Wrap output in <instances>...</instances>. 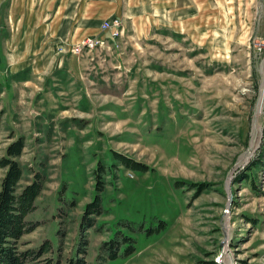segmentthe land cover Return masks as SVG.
<instances>
[{"label":"rangeland","instance_id":"rangeland-1","mask_svg":"<svg viewBox=\"0 0 264 264\" xmlns=\"http://www.w3.org/2000/svg\"><path fill=\"white\" fill-rule=\"evenodd\" d=\"M191 14L105 17L102 34L60 44L78 57L66 77L0 92V158L23 136L21 184L44 178L20 249H53L27 264L80 255L83 236L88 264H226L225 247L264 264V0H195Z\"/></svg>","mask_w":264,"mask_h":264},{"label":"crops","instance_id":"crops-1","mask_svg":"<svg viewBox=\"0 0 264 264\" xmlns=\"http://www.w3.org/2000/svg\"><path fill=\"white\" fill-rule=\"evenodd\" d=\"M67 1L0 0V92H8L10 97H14L16 93L13 89L18 84H23L25 88L35 86L40 93L45 80L51 81L52 76L61 79L66 77L69 72L67 69L72 68L73 64L76 65L75 60L78 57L66 50L60 51V44L73 43L75 38L87 34H102L100 25L107 17H115L121 13L129 19H135L142 16L148 7L159 14L158 17L169 16L172 24L177 23L179 19L188 20L190 15L194 16L191 10L195 2ZM87 1H91L90 4H86ZM99 1H108L106 12L97 8Z\"/></svg>","mask_w":264,"mask_h":264},{"label":"trees","instance_id":"trees-1","mask_svg":"<svg viewBox=\"0 0 264 264\" xmlns=\"http://www.w3.org/2000/svg\"><path fill=\"white\" fill-rule=\"evenodd\" d=\"M25 147V138L19 136L7 146L6 154L0 158V167L6 169L0 185V264H27L46 253L52 252L53 249L49 239L44 241L40 247L27 250L20 249L24 235L34 231L39 226V223L29 220L28 216L37 209L36 202L44 188V178L40 172L35 173L33 179L27 184H21L24 169L18 158L22 155ZM117 155L121 159L119 154ZM122 160L125 165H129L138 171L147 170L146 166L140 162ZM102 209L100 196H96L93 202L87 204L83 217L85 221L90 220L88 222L89 227L94 225V220L89 215H99ZM82 243L88 244L84 236ZM84 244L79 249L80 255L78 253L65 262L59 258L52 264H88L85 257L87 246L85 247ZM104 245L108 246L111 258L118 257L120 248L117 240L104 241ZM133 251L134 247L131 244L127 248V253ZM49 262L51 264L50 260Z\"/></svg>","mask_w":264,"mask_h":264},{"label":"built area","instance_id":"built-area-1","mask_svg":"<svg viewBox=\"0 0 264 264\" xmlns=\"http://www.w3.org/2000/svg\"><path fill=\"white\" fill-rule=\"evenodd\" d=\"M115 24H112V22H110V21H106V22H104L103 24H102V27H103V29L104 30H111V29H114V26ZM114 34H116V35H114V36H117V35H119V31H118V29H115V31H114ZM102 41H100V40H98V41H96V42H94V41H85L83 44V46H80L79 48H78V50L79 51H81V49L83 48V47H85V46H89L90 48H94V46H98L100 43H101Z\"/></svg>","mask_w":264,"mask_h":264},{"label":"bare ground","instance_id":"bare-ground-1","mask_svg":"<svg viewBox=\"0 0 264 264\" xmlns=\"http://www.w3.org/2000/svg\"><path fill=\"white\" fill-rule=\"evenodd\" d=\"M263 105V104H262ZM261 104H260V106H262ZM263 107V106H262ZM249 157V156H248ZM248 157H247V159H248ZM227 246V245H226ZM229 255H231V253L229 252V250L225 247V249H224V255H223V259H224V262L226 263V264H234L233 262H232V259L231 258H229ZM232 256V255H231ZM233 258V257H232Z\"/></svg>","mask_w":264,"mask_h":264}]
</instances>
